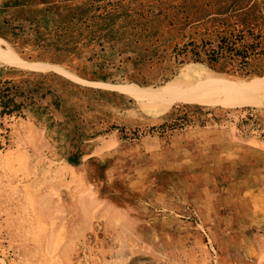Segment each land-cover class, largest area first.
<instances>
[{
    "label": "rangeland",
    "instance_id": "rangeland-1",
    "mask_svg": "<svg viewBox=\"0 0 264 264\" xmlns=\"http://www.w3.org/2000/svg\"><path fill=\"white\" fill-rule=\"evenodd\" d=\"M222 36L245 69L185 50ZM231 80L264 89V0H0V264H264V102Z\"/></svg>",
    "mask_w": 264,
    "mask_h": 264
},
{
    "label": "trees",
    "instance_id": "trees-1",
    "mask_svg": "<svg viewBox=\"0 0 264 264\" xmlns=\"http://www.w3.org/2000/svg\"><path fill=\"white\" fill-rule=\"evenodd\" d=\"M238 43L239 39L234 36H222L217 43L205 40L197 43L194 40H191L185 46V50L190 51L193 60L197 62H207L214 65L222 60L228 59L233 62L238 61L241 67L245 69L249 64L248 58L250 57V54L248 50H241ZM189 47L190 49L188 50ZM254 47L255 46H251L250 48L255 51L256 48ZM0 91V116L17 110L18 106L14 104V100L11 98L9 99V87Z\"/></svg>",
    "mask_w": 264,
    "mask_h": 264
},
{
    "label": "bare ground",
    "instance_id": "bare-ground-1",
    "mask_svg": "<svg viewBox=\"0 0 264 264\" xmlns=\"http://www.w3.org/2000/svg\"><path fill=\"white\" fill-rule=\"evenodd\" d=\"M238 93L245 96L246 98L264 102V89L259 87L250 86L248 84L235 83L232 80L227 81Z\"/></svg>",
    "mask_w": 264,
    "mask_h": 264
}]
</instances>
